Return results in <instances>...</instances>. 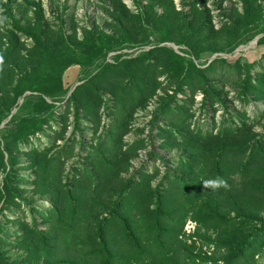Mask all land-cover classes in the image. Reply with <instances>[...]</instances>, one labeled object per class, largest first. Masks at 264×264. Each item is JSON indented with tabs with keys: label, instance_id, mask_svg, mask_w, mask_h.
Returning a JSON list of instances; mask_svg holds the SVG:
<instances>
[{
	"label": "rangeland",
	"instance_id": "1",
	"mask_svg": "<svg viewBox=\"0 0 264 264\" xmlns=\"http://www.w3.org/2000/svg\"><path fill=\"white\" fill-rule=\"evenodd\" d=\"M0 264H264V0H0Z\"/></svg>",
	"mask_w": 264,
	"mask_h": 264
},
{
	"label": "clouds",
	"instance_id": "2",
	"mask_svg": "<svg viewBox=\"0 0 264 264\" xmlns=\"http://www.w3.org/2000/svg\"><path fill=\"white\" fill-rule=\"evenodd\" d=\"M203 182V186L205 189H209L212 191H217L220 188H224V189H230V185L228 184V182L220 177H216L213 179H204L202 180Z\"/></svg>",
	"mask_w": 264,
	"mask_h": 264
},
{
	"label": "trees",
	"instance_id": "3",
	"mask_svg": "<svg viewBox=\"0 0 264 264\" xmlns=\"http://www.w3.org/2000/svg\"><path fill=\"white\" fill-rule=\"evenodd\" d=\"M171 61H172L173 65H175V66L179 63L178 59L175 58V57H173V58L171 59Z\"/></svg>",
	"mask_w": 264,
	"mask_h": 264
},
{
	"label": "water",
	"instance_id": "4",
	"mask_svg": "<svg viewBox=\"0 0 264 264\" xmlns=\"http://www.w3.org/2000/svg\"><path fill=\"white\" fill-rule=\"evenodd\" d=\"M77 86H78V85H76L75 88H76ZM75 88H74V89H75Z\"/></svg>",
	"mask_w": 264,
	"mask_h": 264
}]
</instances>
